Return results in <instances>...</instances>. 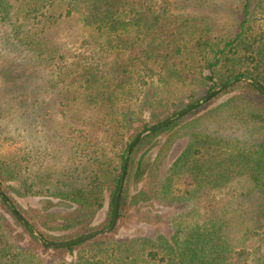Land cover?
Segmentation results:
<instances>
[{
    "label": "trees",
    "instance_id": "1",
    "mask_svg": "<svg viewBox=\"0 0 264 264\" xmlns=\"http://www.w3.org/2000/svg\"><path fill=\"white\" fill-rule=\"evenodd\" d=\"M197 10L223 14L227 28ZM71 23L84 31L76 49L56 41L57 27ZM39 70L61 109L63 145L46 142L33 152L25 142L30 151L18 159L0 154V264H264V95L242 79L264 88V0H0L1 92L23 141L45 137L53 120L23 87ZM223 84L214 99L141 138L127 156L139 133ZM180 139V154L162 173ZM123 162L109 234L54 249L38 241L32 230L59 244L108 228ZM18 197L36 198L38 207ZM150 201L171 210L155 217V232L117 238L134 209Z\"/></svg>",
    "mask_w": 264,
    "mask_h": 264
},
{
    "label": "rangeland",
    "instance_id": "2",
    "mask_svg": "<svg viewBox=\"0 0 264 264\" xmlns=\"http://www.w3.org/2000/svg\"><path fill=\"white\" fill-rule=\"evenodd\" d=\"M195 15L206 16L211 21L212 25L216 29H226L228 26L227 21H226V17L221 13L205 14V13H201L199 10H197V11H195ZM71 24H72L71 26H69V24H64V25L57 27V29L55 31L56 32V41L60 42V43H64L65 48L67 47L69 49L70 48L76 49L79 47L80 37L84 36V31H83L82 26L80 24H74V23H71ZM39 71H40V73H38L37 75L35 73V75L32 74L29 78H27L24 81L23 87L26 88L25 92L28 94V96H27L28 100L30 99L31 102L34 101L38 104H41V106L45 105V106L49 107L46 109L49 113L50 118L53 117V120H51L47 123L49 128H48V133H45V137L43 134L34 135V136H31L30 138H28V140L23 141V138L25 137V135L18 133L19 131L17 130V127L19 126V124L17 122V115L14 114L13 112H11V113L5 112V110L7 108L8 98L6 95H4V93H3L4 91L1 92V85H0V154L6 158L9 157L10 155L14 154L18 159L20 156L22 157V155L24 153H27L28 151H30L28 149L23 148V145L25 142L33 145V152L35 151V149L37 147H40L42 144H44L46 142H48L50 144L49 147L51 149L57 150V149L62 148V145H63V144L61 145L62 141H60L61 139L58 137V134H61V125H59V123L61 122V119H60L61 114H59V111L61 109L57 105H52V101L50 98L52 95V89L46 83L47 78L45 75L47 74V72L45 70H39ZM220 87H218L217 89H219ZM226 98H227V96L222 97L221 99H219L217 101V103L214 106H217L220 103L224 102ZM202 99H200V100H202ZM199 101H197V102H199ZM197 102H195V103H197ZM195 103H193V104H195ZM193 104H191V105H193ZM186 108H184V109H186ZM175 117H172L169 119H173ZM142 118L145 119L146 122H150L151 116L148 112H145V113H143ZM169 119H167V120H169ZM156 125H158V124H156ZM156 125H154V126H156ZM140 134H142V132L139 133L138 135H140ZM148 134H145L143 137H145ZM168 136L169 135H166V134L161 136L160 137L161 141H159V142L157 141L154 144V149L152 150V153L146 156L144 164L141 167L142 172H145L146 169H148V167L152 163L155 162V159L157 158V153H159L161 146L165 143ZM182 148H183V140L180 139V140L175 141L173 146L170 148V150L167 152V154L163 158V161L161 164L162 173L165 172V170L171 165V163L175 160V158L180 154ZM141 183L142 182H141L140 176H139L135 182V187L140 188L142 185ZM12 185L15 186V188L17 187L16 183H12ZM134 192H135V190H133L132 193H134ZM12 195H14V194H12ZM18 199H19L21 205H24L27 202V204L32 206V207H38L37 206L38 200L36 198H33V197L19 198L18 197ZM64 208H66V209L62 210L61 208H57V211H59L61 213H65V210L67 211L68 208L67 207H64ZM134 211H135V215L133 216V218H131L128 226L122 227L115 234V236L117 238H132L133 236L134 237L135 236L136 237L150 236L151 234H153L155 232V229L159 226V224H157L158 219L156 220L155 217H158V216L166 217V215H168V213L171 212V210L167 206H165L164 204H158L157 202H154V201H150L147 203H141L138 207H136L134 209ZM105 216H106V209H104L97 216V218L95 219V224L97 225L98 223L103 221ZM7 217L9 218L10 222L12 223L13 219L10 216H7ZM106 229H104V230H106ZM104 230H101V231H104ZM17 231L20 232L19 229H17ZM96 232H99V231H96ZM96 232H94V233H96ZM90 234H92V233H90ZM105 235H107V234H105ZM48 255L50 256L51 252L50 253L47 252L44 256H48ZM76 255H77V253H75L73 256H67L66 261H71L72 259H74L76 257Z\"/></svg>",
    "mask_w": 264,
    "mask_h": 264
},
{
    "label": "water",
    "instance_id": "3",
    "mask_svg": "<svg viewBox=\"0 0 264 264\" xmlns=\"http://www.w3.org/2000/svg\"><path fill=\"white\" fill-rule=\"evenodd\" d=\"M243 80H247L249 82H251L263 95H264V88L259 84L257 83L256 81L254 80H251L249 77H243L242 78ZM228 86V84H223L219 89L215 90L214 92H212L211 94H209L208 96H206L205 98H203L202 100H200L199 102L193 104V105H190L189 107H187L186 109H183L182 111H180L175 118L173 119H169V120H166L154 127H152L151 129H148L147 131H145L144 133L138 135L131 143L130 145L128 146L127 148V156L130 155L133 147L138 143V141L145 135V134H148V133H151V132H154L156 130H159L165 126H168L170 125L173 121H175L177 118L179 117H182L184 116L185 114H187L188 112H191L193 110H195L197 107H199L200 105H203L209 101H211L212 99H214L220 92L221 90H223L224 88H226ZM126 165L127 163L126 162H123V165H122V170H121V173H122V176H121V179H120V188L118 189L117 193H116V197H115V206H114V213H113V217H112V221L109 225V227L104 230V231H99V232H96V233H92V234H88V235H85L83 237H80V238H77L75 240H72V241H68V242H64V243H59V244H52V243H48V242H45L43 241L41 238L38 237L37 233L35 231L32 230V234L37 237L38 241L46 246L47 248H51V249H54V248H64V247H67V246H70V245H73V244H79V243H82L86 240H89L91 238H95V237H100L102 235H105V234H108L110 233L114 226H115V223H116V219H117V214H118V201H119V196L121 194V190H122V187L124 185V181H125V171H126ZM0 196L4 198V195L2 193H0ZM13 213L16 215V217L24 224L26 225V222L25 220L22 218V216L16 211V210H13Z\"/></svg>",
    "mask_w": 264,
    "mask_h": 264
}]
</instances>
